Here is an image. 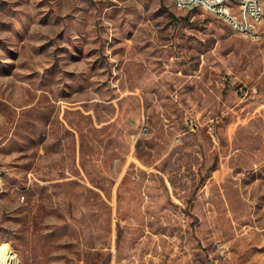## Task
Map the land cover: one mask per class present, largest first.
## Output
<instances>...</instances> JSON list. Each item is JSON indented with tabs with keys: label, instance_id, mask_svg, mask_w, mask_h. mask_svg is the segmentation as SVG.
Instances as JSON below:
<instances>
[{
	"label": "rangeland",
	"instance_id": "rangeland-1",
	"mask_svg": "<svg viewBox=\"0 0 264 264\" xmlns=\"http://www.w3.org/2000/svg\"><path fill=\"white\" fill-rule=\"evenodd\" d=\"M260 30L173 0H0V257L264 264Z\"/></svg>",
	"mask_w": 264,
	"mask_h": 264
},
{
	"label": "built area",
	"instance_id": "built-area-1",
	"mask_svg": "<svg viewBox=\"0 0 264 264\" xmlns=\"http://www.w3.org/2000/svg\"><path fill=\"white\" fill-rule=\"evenodd\" d=\"M175 7L182 11H203L218 20L227 24L233 31L258 40L259 32L254 28V24L249 23V14H256L264 21V0H232L230 5L218 6V0H173ZM241 10H248V19H241ZM229 15H238L239 23L231 24ZM191 130L200 127V123L195 119L190 121Z\"/></svg>",
	"mask_w": 264,
	"mask_h": 264
},
{
	"label": "bare ground",
	"instance_id": "bare-ground-1",
	"mask_svg": "<svg viewBox=\"0 0 264 264\" xmlns=\"http://www.w3.org/2000/svg\"><path fill=\"white\" fill-rule=\"evenodd\" d=\"M232 0H218V6H227L231 4ZM241 19H248V10H241ZM229 22L231 24L239 23L238 15H229ZM263 18L258 17L256 14H249V23L254 24L257 32H259V38L261 37V25L263 24ZM0 264H19L16 256L6 253L0 257Z\"/></svg>",
	"mask_w": 264,
	"mask_h": 264
}]
</instances>
